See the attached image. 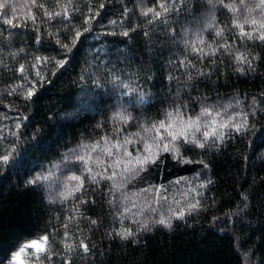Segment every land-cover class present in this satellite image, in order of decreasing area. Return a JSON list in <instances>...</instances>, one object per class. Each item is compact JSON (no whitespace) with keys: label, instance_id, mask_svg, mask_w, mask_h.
Here are the masks:
<instances>
[{"label":"snow or ice","instance_id":"obj_1","mask_svg":"<svg viewBox=\"0 0 264 264\" xmlns=\"http://www.w3.org/2000/svg\"><path fill=\"white\" fill-rule=\"evenodd\" d=\"M0 108V179L18 175L42 220L0 264H114L233 199L208 231L264 264L237 235L264 227V176L212 191L216 158L247 172L264 145V0H0Z\"/></svg>","mask_w":264,"mask_h":264},{"label":"trees","instance_id":"obj_2","mask_svg":"<svg viewBox=\"0 0 264 264\" xmlns=\"http://www.w3.org/2000/svg\"><path fill=\"white\" fill-rule=\"evenodd\" d=\"M25 3L26 0H18ZM144 55L143 52L140 53ZM166 55V54H165ZM147 58V57H145ZM163 75V73H161ZM232 86L241 88H255L250 81L231 78ZM65 89L72 86L65 84ZM59 89H53L50 97L42 102L40 115L44 114V105L51 100L55 105L59 99ZM227 92L230 89L221 88ZM3 109L0 108V111ZM40 117L38 116L37 119ZM264 145H258L254 155L250 156L252 167L245 172L242 165L232 157L220 156L215 160L214 172L217 175L218 185L212 191L218 197L224 196L225 192H233L236 188L248 189L252 184L253 176H264V162L257 158ZM179 169H172L166 178L171 179L175 175H184ZM20 177H9L8 180L0 179V256L10 254L20 244L35 237L36 232L42 225L37 197L25 191L21 186L13 183ZM264 197V183H258L253 193V203H257ZM235 199L221 205L216 212L207 215L201 214L200 224L195 231L178 227L175 233L156 232L147 240V247L128 248L126 253L113 248L111 260L114 264H243L242 257L233 248L232 234L230 232L208 231L207 219L211 215H219L225 208L234 206ZM255 217V211L252 212ZM191 223V221H189ZM223 227V225H221ZM201 228L206 235L200 238ZM247 234L246 243L241 245V250H247L255 246L258 256H264V227L241 228L237 235ZM165 250L167 253L165 254ZM256 259V256H253ZM99 264V259H98Z\"/></svg>","mask_w":264,"mask_h":264}]
</instances>
